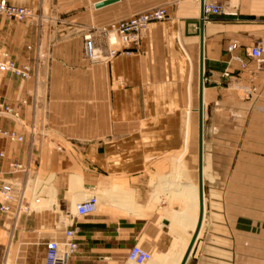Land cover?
I'll return each mask as SVG.
<instances>
[{
  "label": "crops",
  "instance_id": "1",
  "mask_svg": "<svg viewBox=\"0 0 264 264\" xmlns=\"http://www.w3.org/2000/svg\"><path fill=\"white\" fill-rule=\"evenodd\" d=\"M7 1L37 15H0V56L31 66L30 78L0 68V128L24 135H0V181L19 183L0 213L23 253L15 264H45L47 241H67L68 228L73 264H128L134 244L152 253L146 264H182L200 216L201 26L205 211L185 264H264V0H207L223 12L200 25L201 0ZM161 6L177 27L151 26L108 62L84 58L87 30ZM258 43L262 62L248 54ZM92 194L96 210L76 217Z\"/></svg>",
  "mask_w": 264,
  "mask_h": 264
},
{
  "label": "built area",
  "instance_id": "2",
  "mask_svg": "<svg viewBox=\"0 0 264 264\" xmlns=\"http://www.w3.org/2000/svg\"><path fill=\"white\" fill-rule=\"evenodd\" d=\"M222 12L223 7L221 4L205 0L203 7V20L205 22L210 21L211 15ZM0 15L17 21H24L28 18L34 20L37 17L30 8L11 4L7 0H0ZM168 18L169 11L167 7L161 6L135 13L128 18L113 21L104 26H93L83 35L84 58L90 63L108 62L120 52L131 53L141 45L143 36L151 24L165 21ZM112 35L115 36V41L111 40ZM98 39H102L106 42L108 49L106 52L98 45ZM237 48H239V43L237 41H232L228 45L229 51ZM248 54L258 62H262L263 48L261 44L258 43L251 46L248 50ZM0 68L6 69L23 78L31 77V66L29 64L18 65L7 52L2 53L0 56ZM1 110L12 116L19 115L10 105H2ZM0 135L6 136L11 141L24 140V135L15 130L0 128ZM1 155L3 156V153H1ZM10 167L14 171L23 170L24 172H28L24 164L18 161L11 162ZM18 184L19 183L16 181H0V213H9L12 210L13 203L18 201L15 193ZM39 202L40 197L35 196L33 199L34 204H22L20 206V211L31 212L37 208ZM98 203V196L96 194L90 195L76 205L75 216L83 217L93 213ZM65 233L68 240L63 243L55 239L47 241L45 264H73L72 256L79 250V243L75 238L76 231L73 228H68ZM151 259L152 253L139 244H134L129 250L128 264H146Z\"/></svg>",
  "mask_w": 264,
  "mask_h": 264
},
{
  "label": "water",
  "instance_id": "3",
  "mask_svg": "<svg viewBox=\"0 0 264 264\" xmlns=\"http://www.w3.org/2000/svg\"><path fill=\"white\" fill-rule=\"evenodd\" d=\"M114 1H117V0H102L100 2H97L95 4L96 7H101V6H104V5H107V4H110ZM202 1V6L204 7V3H205V0H201ZM203 7H202V18H201V21H196L198 25H200V23H203L204 20H203ZM198 34L200 35V49H201V66H200V106H199V180H200V220H199V223H198V226H197V230L191 240V243L188 247V250L185 254V257L183 259V262L182 264H185L188 257L190 256L191 254V251L193 249V245L195 243V240L197 238V233L200 229V226H201V220H202V217H203V213H204V179H203V175H202V169H203V146L201 144L202 140H203V127H204V116H203V104H202V97H203V89H204V35H203V29H202V26L200 27L199 29V32Z\"/></svg>",
  "mask_w": 264,
  "mask_h": 264
},
{
  "label": "rangeland",
  "instance_id": "4",
  "mask_svg": "<svg viewBox=\"0 0 264 264\" xmlns=\"http://www.w3.org/2000/svg\"><path fill=\"white\" fill-rule=\"evenodd\" d=\"M176 23H177L176 21H171V19L168 18L165 21H161V22L151 24L149 26V28L153 25H173V26L177 27ZM204 105L205 104H203V108H204ZM188 140H189V136H188ZM185 184H186V182H185ZM0 223H4V221L0 220ZM7 223H10V222H7ZM186 252H187V250H186ZM18 254L19 255L17 256V249L14 246V234L12 232H9V231H4V230L0 231V264H6V261L8 264H15L16 260H18V261L21 260L22 255H23L22 251L21 252L19 251ZM30 255L32 257V261H34L36 255H37V250L32 249ZM184 257H185V255H184Z\"/></svg>",
  "mask_w": 264,
  "mask_h": 264
},
{
  "label": "bare ground",
  "instance_id": "5",
  "mask_svg": "<svg viewBox=\"0 0 264 264\" xmlns=\"http://www.w3.org/2000/svg\"><path fill=\"white\" fill-rule=\"evenodd\" d=\"M115 36L114 35H112L111 36V40L112 41H115ZM203 134V133H202ZM188 136H189V133H188ZM188 136H187V143H188ZM203 142H204V136H203V140H202V142H201V144H202V146H203ZM202 171H203V169H202ZM203 175V174H202ZM200 181V180H199ZM204 211H205V205H204ZM204 214V213H203ZM199 220H200V216H199ZM202 221H203V217H202V220H201V226H202ZM199 223V222H198ZM201 226H200V229H201ZM200 229H199V231H200ZM197 230V229H196ZM199 231H198V233H197V237H198V235H199Z\"/></svg>",
  "mask_w": 264,
  "mask_h": 264
}]
</instances>
